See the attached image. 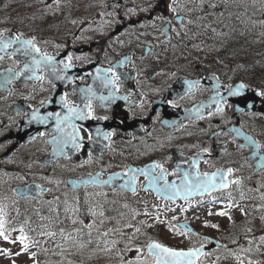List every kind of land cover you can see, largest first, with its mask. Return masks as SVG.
<instances>
[{
	"label": "flooded vegetation",
	"instance_id": "af4514ba",
	"mask_svg": "<svg viewBox=\"0 0 264 264\" xmlns=\"http://www.w3.org/2000/svg\"><path fill=\"white\" fill-rule=\"evenodd\" d=\"M258 2L177 0L173 5V0H90L83 9L81 1L48 0V5L55 3L63 10L42 12L32 6L28 12L1 13L0 32L5 37L35 38L37 47L54 58L58 69H63L60 61L72 57V66L60 73L63 80L42 70L37 75L44 76L43 80L27 79L31 73L25 72L4 84L7 69L18 72L31 57L22 52L9 55L18 45L0 53L4 56L0 60V206L7 216L11 214L6 217L8 227L23 226L31 241L42 244L64 238L61 229L73 240H112L117 229L129 224L123 215L124 204L131 203L133 196L157 194L144 190L147 181L143 176L138 177L135 194L118 187L124 177L111 186L83 181L97 173L106 180L112 173L153 162L163 164L169 173L177 165L182 171L195 172L190 167L195 159L201 173L231 167L236 171L229 180L241 181L204 197L175 202H206L214 212L208 214L204 229L194 218H186L200 232L192 235L190 247L208 244L211 237L232 246L228 250L210 248L206 253L214 255L202 257V264H221L223 254L234 252L244 239L245 243L261 240L264 167L259 160L264 156V97L256 92L264 91V12ZM149 4L152 7L143 11ZM110 67L120 77L118 91L96 78L97 68ZM186 80H198L199 85L189 90ZM240 83L247 85L244 93L229 96L228 87ZM89 87L95 92L92 115L73 121L83 138L82 146L73 149L69 145L64 149L66 155L54 156L55 145L47 141L57 135L55 120L32 121L33 110L42 116L50 112L63 116L67 109L61 97L67 94L72 106L87 111L88 101L80 89ZM110 92L116 98L98 99ZM213 97L223 112L216 111ZM208 99H212L209 110ZM200 104L198 111H191ZM104 133H111L110 138L104 139ZM245 136L259 148L245 141ZM167 179L180 184V175ZM32 183L45 189L38 191L39 197L15 194L14 187ZM90 209L97 215H91ZM73 219L85 225L95 222V226L89 234L84 225L68 226L67 221ZM104 232L109 235L104 237ZM18 235L10 233L13 240Z\"/></svg>",
	"mask_w": 264,
	"mask_h": 264
},
{
	"label": "snow or ice",
	"instance_id": "6c2138e0",
	"mask_svg": "<svg viewBox=\"0 0 264 264\" xmlns=\"http://www.w3.org/2000/svg\"><path fill=\"white\" fill-rule=\"evenodd\" d=\"M203 3V0H201ZM177 3V0H173V5ZM172 7V10L175 11V7ZM152 7L151 4L148 5V8L142 9L143 11H147ZM215 7V5H213ZM181 24H183V18L178 17ZM169 23H171L169 21ZM191 23V21H189ZM264 23V21H262ZM215 31V29H213ZM13 45H18L19 47L13 48ZM13 48L12 53L9 55H15L17 52H22L25 56H30L31 59L29 62L24 64V68L20 71H15L12 68L7 69V74L2 77L3 83L8 84L13 80L18 79L20 76L24 75L25 72H30L31 75L27 76V79H36L43 80L44 76L37 75L38 72L45 70L50 71L52 75L55 76L56 79L63 80L65 76L60 74L63 71H66L68 68L72 66L71 61L72 57L69 55L67 57V62L60 61L63 64V69H58L55 66L54 58L49 56L47 53L41 51L39 47H37L35 43V38L32 39H22L21 35H16L14 37H5L3 32H0V53H6L7 49ZM35 54V55H33ZM4 56L0 55V60H3ZM96 78L100 79L105 87L108 85H112L118 91V82L120 80L119 75L116 73L115 68H107V69H96ZM68 79H71L70 77ZM185 83L188 85V89H192L199 85V81H188ZM219 84H217V88ZM247 85L244 83H240L236 85L234 88L230 85L228 87V95L229 96H240L244 93ZM82 93L85 94V98L87 99V103L85 104L84 111L80 109L78 106H72V104L67 99V94L61 97V103L63 107L67 109V113L63 116L60 113H48L47 115H40L38 110H33L31 114V120L40 124H46L50 119L55 120V131L57 135L52 136L48 143L55 145L53 149V155H66L64 149L68 148L69 145L73 149H79L82 145L80 141L83 139L80 136V132L78 127L73 123L75 119H87L92 115V97L95 96V92L91 87L87 89H80ZM257 96L264 97V91L256 92ZM217 96H219V92H217ZM115 94L113 92L109 93V96H100L98 99L101 101L114 99ZM123 99H128L127 96L123 97ZM44 102L41 101V104ZM213 103H217V112H223V108L219 106V102L216 100V97H213ZM249 107L251 105L249 104ZM242 111V109H240ZM106 117H101V119H105ZM71 129V131H69ZM233 131H237L233 129ZM99 132V129H97ZM240 133L237 131V135ZM40 136H43L44 133H40ZM111 133H104V139H109ZM32 139H35L33 137ZM89 139H91V135H89ZM245 141L255 145L258 149L259 145L251 140L250 137L245 136ZM245 145H241L240 147H244ZM203 151H208V149H204ZM259 166L264 167V156L260 157ZM31 167V165H29ZM190 167L196 168L195 172L190 170H181L179 165H177V169L173 173H169L168 169L164 167L163 164L159 162H153L150 165L145 166L144 168H132L128 167L124 172H116L112 173L108 176V178L101 179V173H97L95 176H90L89 180L83 181L85 185L88 183L95 184L97 186L109 185L111 186L114 181L121 179L124 177L123 183L119 184V188L121 191L129 190L133 194L136 193V183L139 176H143L147 181V185L144 190L148 191L149 189L153 190L158 197L163 198L164 200L175 201L177 198L188 199L192 195H203L204 193H210L212 191H216L219 189H226L230 184L239 185L241 181L239 179L229 180V177L233 175L236 169L231 167L227 169L217 168L216 171L208 173H201L198 168V161L193 159L191 161ZM169 175H180V184H177L176 181H172L171 183L168 181L167 177ZM37 191L43 192L44 189L36 185L34 186ZM33 191V186H27L22 190L17 191V195H20L21 198H24L27 195H31ZM243 195V194H242ZM232 205H229L231 207ZM127 207V205H125ZM75 213L78 209H72ZM91 215H97V213L90 209ZM181 211H186V209H181ZM100 216H103V211L98 213ZM145 215H148L146 212ZM219 215H227L226 212H221ZM7 214L4 212L3 207H0V239H3L9 243H16L17 241L21 245V250L27 252L30 243H37L36 241H31L30 237L25 233V229L23 226L17 228H9L8 221L6 218ZM157 219H159L157 217ZM175 219V217H173ZM73 224L78 223L76 219L72 220ZM79 223L83 224V221H79ZM143 223V222H142ZM100 224H103V220L100 221ZM95 222L84 225V227L89 229V234L91 230L94 228ZM127 227H133L131 224L126 225ZM211 227H217V225H210ZM150 227V225H149ZM76 232H80L81 229H75ZM109 231H112L111 229ZM11 232H19V235L13 240L10 236ZM135 232L139 233L140 228H136ZM191 232V229H188L187 226H184V231L179 232L180 235H187ZM41 235H46L49 237H54L56 235L55 232H41ZM104 237L109 235V232L102 233ZM193 235H196L193 233ZM61 236L66 240H72L73 237L71 234L64 236L63 229H61ZM264 241V237L260 238ZM91 241H89L90 243ZM235 242V241H234ZM108 242L105 241V244ZM115 241L112 242L113 248L115 247ZM251 243V241H249ZM83 248L85 245L81 243L79 245ZM204 245L201 244L199 247H189L187 249H177L168 247L163 243H160L156 240H150V242L146 245V255L144 254V249L136 248L135 251L137 255L134 261H123L122 264H202V257H206L209 253H206L204 250ZM105 251H111L112 248H105ZM250 249H245L248 251ZM19 255V253H17ZM35 257V253L32 254ZM150 258V259H149ZM239 259V257H237ZM243 264V261L240 262ZM249 264H252V261H249Z\"/></svg>",
	"mask_w": 264,
	"mask_h": 264
},
{
	"label": "rangeland",
	"instance_id": "374dc122",
	"mask_svg": "<svg viewBox=\"0 0 264 264\" xmlns=\"http://www.w3.org/2000/svg\"><path fill=\"white\" fill-rule=\"evenodd\" d=\"M77 1L84 2L81 7L83 9L90 2V0ZM47 2L48 0H0V14L19 11L28 12L32 6L39 8L42 12L50 10L59 12L63 10L61 6L57 7L55 3L48 5ZM261 68H264L263 64H261ZM124 205H127V207H125L126 210L123 215L133 227L126 226L117 229V237L106 240L107 244H105V241H91L89 243V241L84 240L61 238L57 241L45 243L39 249L35 247L38 245L37 243H30L28 251L24 252L21 250L18 241L9 243L0 239V264H122V259L134 261L137 255L133 254L135 249L142 248L145 250V246L152 239L160 240L174 247L190 246L194 238L190 234L180 235L179 232L182 231L175 227V221L193 213L198 226L204 229L202 221L208 220V210L210 209L208 206L191 209L192 206L187 207L182 203L163 202L157 196L151 194L133 196L131 203ZM181 209H186V211H181ZM146 212L148 215H145ZM67 224L68 226L85 225L84 221L83 224L79 221L76 224L67 221ZM136 228H140L139 233L135 232ZM11 238L13 239L12 236ZM113 241L116 242L114 248ZM245 241L246 239L238 243L234 252L223 254L221 264H240L241 261H243V264H249V261H252V264H264V241L253 243H245ZM81 243L85 245L83 248L79 246ZM106 247L112 248V250L105 251ZM245 249L250 250L245 251ZM33 253H35V257H33ZM211 255L214 254L210 253L209 256Z\"/></svg>",
	"mask_w": 264,
	"mask_h": 264
},
{
	"label": "water",
	"instance_id": "95a60500",
	"mask_svg": "<svg viewBox=\"0 0 264 264\" xmlns=\"http://www.w3.org/2000/svg\"><path fill=\"white\" fill-rule=\"evenodd\" d=\"M211 101L210 100H208V110L210 109L209 108V103H210ZM199 108H201V107H199ZM28 186H33V191H32V194L33 195H35V191H36V189H35V185H33V184H31V185H28ZM27 186H25V187H17L15 190H16V192L18 191V190H22V189H24V188H26ZM180 225L181 226H187V222H183V223H180ZM187 228H188V226H187ZM215 245H219V246H221V247H226V248H228V246L226 245V244H223V243H220V242H218V241H213V244H212V246H215ZM205 247H204V251H205Z\"/></svg>",
	"mask_w": 264,
	"mask_h": 264
}]
</instances>
